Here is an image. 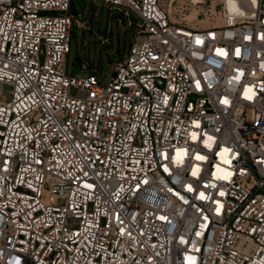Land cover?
<instances>
[{
    "label": "built area",
    "instance_id": "2783aa9c",
    "mask_svg": "<svg viewBox=\"0 0 264 264\" xmlns=\"http://www.w3.org/2000/svg\"><path fill=\"white\" fill-rule=\"evenodd\" d=\"M93 1L136 30L105 85L73 0H0V264H264V0Z\"/></svg>",
    "mask_w": 264,
    "mask_h": 264
},
{
    "label": "rangeland",
    "instance_id": "374dc122",
    "mask_svg": "<svg viewBox=\"0 0 264 264\" xmlns=\"http://www.w3.org/2000/svg\"><path fill=\"white\" fill-rule=\"evenodd\" d=\"M165 1L171 19L177 23L202 28L217 26L221 22L219 0H203L198 3H191L192 0ZM73 7L75 18L85 21L86 28H79L75 22L72 24L66 58L67 74L73 75L77 69L78 76L93 74L101 85H105L111 64L128 53L136 30L127 25H119L116 16L110 14L108 5L102 1L73 0ZM3 92L7 93L6 90Z\"/></svg>",
    "mask_w": 264,
    "mask_h": 264
},
{
    "label": "water",
    "instance_id": "95a60500",
    "mask_svg": "<svg viewBox=\"0 0 264 264\" xmlns=\"http://www.w3.org/2000/svg\"><path fill=\"white\" fill-rule=\"evenodd\" d=\"M81 4H82V3H81ZM70 11H71L72 13H75V12H76L75 9H74V7H73V2L71 3Z\"/></svg>",
    "mask_w": 264,
    "mask_h": 264
},
{
    "label": "bare ground",
    "instance_id": "6f19581e",
    "mask_svg": "<svg viewBox=\"0 0 264 264\" xmlns=\"http://www.w3.org/2000/svg\"><path fill=\"white\" fill-rule=\"evenodd\" d=\"M195 2H202L203 0H194ZM191 3H192V1H191ZM173 4V3H172ZM197 5V4H196ZM194 11V10H193ZM194 13V12H193ZM197 13V12H196ZM190 15V14H189ZM188 15V16H189ZM186 16V15H185ZM194 16V15H193ZM195 17V16H194ZM190 18V17H189ZM189 18H187V19H189ZM193 18V17H192ZM187 19H186V21H187ZM186 21H184V22H186Z\"/></svg>",
    "mask_w": 264,
    "mask_h": 264
},
{
    "label": "snow or ice",
    "instance_id": "6c2138e0",
    "mask_svg": "<svg viewBox=\"0 0 264 264\" xmlns=\"http://www.w3.org/2000/svg\"><path fill=\"white\" fill-rule=\"evenodd\" d=\"M198 158L202 159V157H198ZM201 195L203 196V194H201Z\"/></svg>",
    "mask_w": 264,
    "mask_h": 264
}]
</instances>
